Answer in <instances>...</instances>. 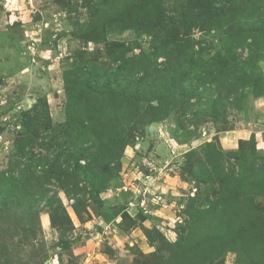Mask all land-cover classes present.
<instances>
[{
  "label": "rangeland",
  "instance_id": "rangeland-1",
  "mask_svg": "<svg viewBox=\"0 0 264 264\" xmlns=\"http://www.w3.org/2000/svg\"><path fill=\"white\" fill-rule=\"evenodd\" d=\"M122 1L0 0V264H264V0H233L207 26L193 20L209 0H157L168 33H188L173 64L189 78L152 114L67 89L116 68L113 43L163 51L121 24L81 38ZM41 99L49 117L25 127ZM69 115L74 132L60 130Z\"/></svg>",
  "mask_w": 264,
  "mask_h": 264
},
{
  "label": "trees",
  "instance_id": "trees-1",
  "mask_svg": "<svg viewBox=\"0 0 264 264\" xmlns=\"http://www.w3.org/2000/svg\"><path fill=\"white\" fill-rule=\"evenodd\" d=\"M233 0H209V2H201L195 4V8L198 12H203L206 15L208 13L213 14L211 17L199 16L193 21L199 26H207L209 20H215L220 16L224 15L227 12H230L234 9L232 8ZM107 3V2H106ZM105 4V6H107ZM110 5V3H109ZM154 7L155 10L148 11V7ZM117 10L112 6H107L106 20L98 21L91 20L89 28L86 30L85 34L81 36L82 39L88 41H106V36H104L105 29H107V24H121L123 29H134L140 33L147 35L155 36L158 41V44L161 45L162 52L154 53L153 55L148 54L146 51L141 50L139 53H134L129 57L128 47L124 43H113L109 50L110 56L113 57L114 62H117L116 68L111 66L109 69L98 68L94 71V68L88 71L85 68V71H81L79 77L74 81L70 82L67 80L68 92L70 94L71 90H78L83 95L91 94L92 91L98 92L102 101L104 99H113L116 100V103L129 104L140 109L141 105H147L149 112L147 114L162 113V111H169L171 105L175 99L174 94L178 91H184L187 89L186 83L189 76L183 77V74L180 73V66L182 63H179L178 66H174L173 62H180L181 55L186 47L189 45V36L188 33H179L172 31L168 33V28L172 29L173 18H167L162 14L164 6L162 3L158 4L157 0H134L130 1L129 4L125 1L121 2V6H117ZM110 9H113L112 12L116 14L113 15V19L108 20L112 13ZM161 11V13L159 12ZM118 13V14H117ZM204 19V20H203ZM229 25V34L236 35L240 31L244 33L247 25L241 23L234 18H231ZM192 21V22H193ZM187 29L190 28L187 26ZM236 31V32H234ZM99 33L104 38H96L95 35ZM163 33L164 35H162ZM236 33V34H235ZM154 51L157 50V46L152 47ZM160 58V59H158ZM154 60V61H153ZM189 65V64H188ZM192 65H189V72L192 70ZM157 84V85H156ZM158 86V95L155 98H150L148 93L152 95L153 87ZM181 88V89H180ZM180 89V90H179ZM101 90H103L101 92ZM133 94V95H132ZM71 96V95H70ZM72 98H70V103ZM81 102H83L81 100ZM153 102V103H152ZM48 104L45 100H40L34 106V110L27 111L24 113V124L25 127L32 126L34 130H38V125L35 121L40 120L43 116L48 118ZM26 116V117H25ZM39 116V118H38ZM27 122H35L30 125ZM48 125L51 124L46 121ZM76 122H73L72 115H69L68 121L63 127H60V130L64 132H74L76 127ZM100 131L98 128L95 129ZM113 143L118 142L117 139L112 141ZM73 152V151H72ZM74 155L70 153L68 158H72ZM80 160L77 162V165L80 166V171L87 170L89 164L86 163L84 166L80 165ZM99 167V166H98ZM66 171L62 168L60 178L58 180L63 182L64 173ZM76 181V176L68 177ZM57 204V203H56ZM57 206V205H56ZM58 207H55L51 211L52 222L55 223V219L58 214ZM63 211L65 209L63 208ZM60 219V216L58 217Z\"/></svg>",
  "mask_w": 264,
  "mask_h": 264
}]
</instances>
